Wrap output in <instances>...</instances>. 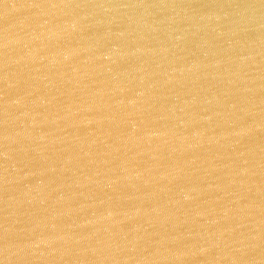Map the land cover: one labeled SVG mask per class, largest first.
I'll list each match as a JSON object with an SVG mask.
<instances>
[{
	"label": "water",
	"instance_id": "95a60500",
	"mask_svg": "<svg viewBox=\"0 0 264 264\" xmlns=\"http://www.w3.org/2000/svg\"><path fill=\"white\" fill-rule=\"evenodd\" d=\"M0 264H264V0H0Z\"/></svg>",
	"mask_w": 264,
	"mask_h": 264
}]
</instances>
